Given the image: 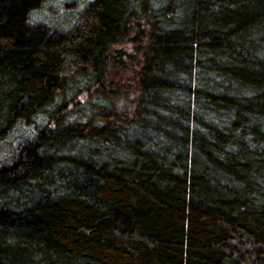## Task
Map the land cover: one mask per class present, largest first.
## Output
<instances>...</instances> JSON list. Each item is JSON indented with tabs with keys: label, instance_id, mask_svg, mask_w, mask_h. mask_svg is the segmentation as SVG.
<instances>
[{
	"label": "trees",
	"instance_id": "obj_1",
	"mask_svg": "<svg viewBox=\"0 0 264 264\" xmlns=\"http://www.w3.org/2000/svg\"><path fill=\"white\" fill-rule=\"evenodd\" d=\"M48 1L0 0V264H264V0Z\"/></svg>",
	"mask_w": 264,
	"mask_h": 264
},
{
	"label": "rangeland",
	"instance_id": "obj_2",
	"mask_svg": "<svg viewBox=\"0 0 264 264\" xmlns=\"http://www.w3.org/2000/svg\"><path fill=\"white\" fill-rule=\"evenodd\" d=\"M49 0L42 11L43 13L33 15V22L41 21L44 15L49 16L44 22L59 29L69 30L74 27L83 14L87 4L92 0ZM40 12V11H38ZM37 12V13H38ZM30 131L21 128L19 132L13 133L6 140L4 151L0 152V158L13 152L25 139L30 138Z\"/></svg>",
	"mask_w": 264,
	"mask_h": 264
}]
</instances>
